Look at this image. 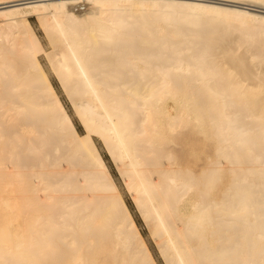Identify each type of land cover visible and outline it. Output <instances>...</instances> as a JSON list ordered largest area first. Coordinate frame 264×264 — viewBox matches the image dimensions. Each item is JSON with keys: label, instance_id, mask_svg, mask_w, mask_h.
I'll return each instance as SVG.
<instances>
[{"label": "bare ground", "instance_id": "6f19581e", "mask_svg": "<svg viewBox=\"0 0 264 264\" xmlns=\"http://www.w3.org/2000/svg\"><path fill=\"white\" fill-rule=\"evenodd\" d=\"M0 6V264H158L95 137L166 264H264V0Z\"/></svg>", "mask_w": 264, "mask_h": 264}, {"label": "rangeland", "instance_id": "374dc122", "mask_svg": "<svg viewBox=\"0 0 264 264\" xmlns=\"http://www.w3.org/2000/svg\"><path fill=\"white\" fill-rule=\"evenodd\" d=\"M217 2H218V4L225 5V6L226 5H230V4H228L226 2H222V1H217ZM2 7H4V6H0V8H2ZM29 20L31 22V25H32L33 29L35 30V32L37 33L39 39L41 40L42 45L44 46V49L47 50L48 52H50L51 51V47H50L49 39H48V37L46 35V32L44 31V29L42 27L41 20L39 19L38 16H34V15L33 16H30L29 17ZM233 45H231L230 47L231 48L232 47L233 48L237 47V45L236 46L235 45L233 46ZM235 49L237 50V48H235ZM216 54H218V52ZM245 54H246V57L244 56ZM241 55L243 57H245V59L247 61L249 60L248 63L251 64L252 59L250 58V55L248 53L242 52ZM247 55H249V56H247ZM242 56H241V58H242ZM41 58H42L41 61H42L43 65H44L45 69L47 70V72H48V74L50 76L51 81L53 82L54 86L56 87L59 95L61 96V98L63 100V102L65 103V105L67 106V108L70 110V112H71V114H72V116H73V118L75 120V123L77 125V128L79 129V131H81L83 133L84 132V127L82 126V123L79 121V119L76 117V115L74 114V111H73V109L71 107V104H70L67 96L65 95V93H64V91L62 89V86H61L58 78L55 76L54 72L52 71L51 66L48 63L46 57L45 56H42ZM252 65L253 64H251V67H252ZM254 67H252V69L250 68L253 71V73L249 69V71L251 72V74H254V72H256L255 74H257V71L256 70H257L258 67H259L258 69H261V70L264 69V66L262 68L261 65H259L258 67H255L256 70H255ZM179 133H178V135H179ZM197 135L193 134L194 137L192 135H189V134L182 135L183 138L179 135L178 136V142L180 143V145L176 146L175 147V150L177 151L176 153L179 156V158H181L180 159L181 160V163L187 164V162H189L190 165L193 167V169L198 172L201 169L202 165L206 163V153L207 154H211L213 152V146H212L213 143H211L212 141L211 142L210 141H207V142H205V145H204V142H201L202 139H204L203 136H201V135H198L197 136ZM185 137L186 138L189 137V139L191 138L190 140H192V142H191L192 145H189L188 146V145L185 144V142H187ZM95 141H96V144L98 145V148H99V150H100V152H101L104 160L107 163V166L110 169V172L112 173V175L114 177V180H115V182H116V184H117V186H118V188H119V190H120V192H121L124 200L128 204V206H129V208H130V210H131V212L133 214V217H134V219H135L138 227L140 228V230H141V232H142V234H143V236H144V238H145V240H146V242H147V244H148V246H149V248H150L153 256L155 257L157 263L158 264H166L165 261H164V259L161 256L160 252H159V248H158V245H157L156 241L151 237V235L149 233L148 226L146 225V222L143 220L142 216L140 215V213H139V211L137 209L136 204L134 203L132 194L128 190L127 184H126L124 178L121 176V174L118 171V167L116 166L115 162L112 160V158L109 155V153H108L106 147L104 146L103 142L99 138H96V137H95ZM197 146H198V148H197ZM203 147H205V148H203ZM208 149H210L212 151H209ZM192 160H194V161H192Z\"/></svg>", "mask_w": 264, "mask_h": 264}]
</instances>
